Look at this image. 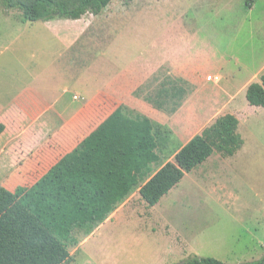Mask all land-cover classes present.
I'll return each mask as SVG.
<instances>
[{
  "label": "rangeland",
  "instance_id": "374dc122",
  "mask_svg": "<svg viewBox=\"0 0 264 264\" xmlns=\"http://www.w3.org/2000/svg\"><path fill=\"white\" fill-rule=\"evenodd\" d=\"M8 12L0 10L3 84L7 92L29 86L43 101L38 106L26 101L21 122L10 120L14 113L9 111L8 127L0 139V185L22 201L35 183L72 151L55 154L53 162L41 167L42 161L34 160L33 154L46 139L45 132L53 134L54 145H62L69 140L79 144L77 140L89 131L80 130L77 121L82 120L80 84L95 74L98 63L104 61L102 55H109L111 49L132 52L143 48L148 38L153 47L161 39V49L176 55L168 68L199 65L213 73L222 68L233 75L235 88L254 72L257 77L264 71V0H252L250 5L246 0H111L96 16L54 18L59 28L64 22L70 25L71 38L82 34L76 44L85 43L87 66L80 64L78 54L81 60L83 54L77 48L61 56L63 47L47 31L45 21L24 23L18 10ZM6 13L8 18L2 15ZM112 37L119 39L112 42ZM217 77H207L206 83L220 84ZM238 93L236 117L242 148L217 161L211 179L198 184L188 173L154 206L142 201L138 187L164 163L173 161L177 148L194 132L179 113L190 106H170L178 112L168 111L164 116L161 130L170 145L161 150L154 136L155 121L141 117V128L152 138L149 158L124 191L112 200L104 199L106 209L92 222L95 225L89 234L75 224L59 236L71 256L64 264H184L193 256L239 264L262 257L264 107L247 105L243 92ZM122 109L116 112L121 115ZM64 116L74 120L67 128L72 130L71 136L61 126ZM129 117L138 123L132 112ZM212 123L202 122L199 129Z\"/></svg>",
  "mask_w": 264,
  "mask_h": 264
},
{
  "label": "trees",
  "instance_id": "16d2710c",
  "mask_svg": "<svg viewBox=\"0 0 264 264\" xmlns=\"http://www.w3.org/2000/svg\"><path fill=\"white\" fill-rule=\"evenodd\" d=\"M111 0H0V10H18L21 22L54 18L79 19L96 16ZM132 1V0H127ZM252 0H246L250 5ZM249 105L264 107V72L259 82L248 84ZM232 114L219 116L211 125L191 137L138 188L148 206L156 205L175 187L185 173L205 161L214 151L232 156L243 140ZM4 125L0 123V134ZM157 136V127L154 130ZM151 135L119 113L109 115L55 163L25 194L23 201L0 185V264H64L71 259L59 239L75 224L89 234L92 222L104 213V199L112 200L133 181L149 158ZM184 264H224L211 257L193 256ZM239 264H264L257 260Z\"/></svg>",
  "mask_w": 264,
  "mask_h": 264
},
{
  "label": "crops",
  "instance_id": "0c3cea01",
  "mask_svg": "<svg viewBox=\"0 0 264 264\" xmlns=\"http://www.w3.org/2000/svg\"><path fill=\"white\" fill-rule=\"evenodd\" d=\"M8 13L11 15L10 12ZM8 13L2 14L3 17L8 18ZM55 20L56 19L45 21L44 26L47 31L52 33V37L61 43L63 47L61 56L65 57V54L69 53L72 47L77 48V51H81L83 54L82 60L80 59L81 54H78L80 64L85 62L84 64L87 66V63L90 62H88V59H85L86 57L84 58L83 48L85 43L76 44L78 39L83 37L82 34H79L74 39L71 38L69 32L70 25L64 22L63 27L59 28V23L55 22ZM120 35L121 34H119V37ZM119 37H115L116 39L111 38L112 42L118 40ZM121 40H123V38ZM153 41L155 42L156 40ZM160 41L161 39H159L158 46L153 47L150 46L152 44L151 40L148 38L146 44L141 49H136L132 52L111 49L114 51H110L109 55H102L104 61L102 60L98 63L99 65L96 64L97 68L95 74L87 78L88 81L85 80L84 83L80 84L78 92L81 96L80 109L82 110V120H77L80 124L79 129L86 130L89 128V131L84 134L83 138L97 128L109 115L116 112L118 108L123 107L124 109L121 110V116L130 121L131 117H129V112H132L134 116H136L134 119H138V123H134L139 126V123L144 120L141 117L155 121L158 136V139H156V137L155 139L159 145V149L162 150L163 147L170 145L167 143V139L165 140L166 136L161 130L165 118L164 116L168 111H177V107L175 109L170 106H190L189 110L182 109L179 113L183 114V120L187 121V124L190 125L188 129L191 131L193 130L194 133L191 135V137H193L207 127H200L199 129V124H202V122L208 120H213L214 122L219 116L227 113L236 117L238 91L241 90L243 92L244 101L247 103L245 92L248 84L260 81V75L253 77V74L256 73L254 72L247 80H244L240 84L238 89L234 87V77L231 75V72H228V70L223 71L222 68L214 73L206 70L205 66L199 65L188 68L184 64H181V66L178 67L168 68L167 63H173L172 60L175 54L173 52L167 53V50L161 49L163 44L162 42L160 43ZM4 52L5 50L3 48L0 49V57L5 55ZM168 58H170L169 61ZM69 63L68 61V66ZM3 70H5V66L1 68L0 62V123L5 126L3 132L0 134V139L3 137L8 127L9 111L14 113V116L9 118L10 120L21 122L24 117L22 106L26 104V101L30 100V104L34 106L43 103V101L40 100L38 91L36 93L29 86L25 89L19 87L7 92L8 90L5 84H3ZM183 72H186V75H184ZM202 72L204 73L203 77ZM263 72L264 71L261 73ZM214 76H220V84H215L213 81L211 85L206 83V81H209ZM207 77L210 79L207 80ZM49 104L50 103L45 104V107L49 108ZM247 105L249 104L247 103ZM219 108L224 110L221 111ZM185 110L189 111V116H186ZM49 112L51 114L55 112V110H49ZM71 121L74 120L64 116L61 124L62 127H65V129H63L64 132L70 133V136L72 135V130L70 128L67 130V128L68 126H73V124L70 125ZM237 132L239 133L238 127ZM45 133L46 139L36 147V155L33 154V157L37 158H34V160L42 161L41 167H43L44 164H49V161L53 162V160H55V154L68 153L78 145L73 143L72 140L62 145H54L53 134H48V131ZM83 138H80L81 140L78 139L77 142L79 141L78 143H80ZM186 142L182 143L175 153ZM238 151H236V153ZM226 157L228 156H223L219 152L214 151L205 161L194 167L190 172L185 173L181 180L190 174L192 179H194L193 181L198 182V184L208 178L211 179L210 175H214L211 170L213 165ZM209 163H212L211 167H209Z\"/></svg>",
  "mask_w": 264,
  "mask_h": 264
}]
</instances>
